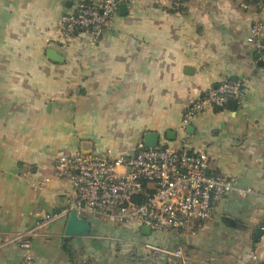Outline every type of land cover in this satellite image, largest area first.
I'll list each match as a JSON object with an SVG mask.
<instances>
[{
    "label": "crops",
    "instance_id": "1",
    "mask_svg": "<svg viewBox=\"0 0 264 264\" xmlns=\"http://www.w3.org/2000/svg\"><path fill=\"white\" fill-rule=\"evenodd\" d=\"M116 1L126 11L117 6L92 42L86 31L60 34L75 0H0V264H23L19 234L31 240L34 264H68L67 249L86 237L65 239L69 213L28 234L72 198L70 181L54 175L58 154H132L147 132L175 146L185 106L223 80L242 83L241 97L197 115L188 142L208 153L210 171L251 192L217 201L191 235L119 226L143 242H180L188 264H264V233L253 242L264 226V54L247 40L255 22L264 40V4ZM49 48L63 60L48 59ZM80 216L91 229L113 226Z\"/></svg>",
    "mask_w": 264,
    "mask_h": 264
},
{
    "label": "built area",
    "instance_id": "2",
    "mask_svg": "<svg viewBox=\"0 0 264 264\" xmlns=\"http://www.w3.org/2000/svg\"><path fill=\"white\" fill-rule=\"evenodd\" d=\"M263 4L264 0H258L257 6ZM117 6L116 0L89 3L75 0L72 12L60 16L61 36L69 40L78 29L88 32L91 41L97 42ZM260 30V22L253 23L247 40L255 52L264 54ZM243 90L242 83L223 80L192 100L183 109L175 146L163 142L147 147L139 142L132 154L111 156L82 151L58 154L54 175L70 181L72 198L62 211L39 216L28 234L72 210L79 215H95L112 225L136 223L140 228L148 226L150 232L194 234L211 218L217 201L231 192L239 196L251 192L237 186L229 176L210 171L208 153L194 149L188 142V127L197 115L207 107L238 100ZM48 180L45 178L42 183ZM15 239L25 250L23 264H34L29 252L31 240L22 234ZM143 246L161 252L170 261L188 264L180 242L172 248L160 247L152 241H145Z\"/></svg>",
    "mask_w": 264,
    "mask_h": 264
},
{
    "label": "rangeland",
    "instance_id": "3",
    "mask_svg": "<svg viewBox=\"0 0 264 264\" xmlns=\"http://www.w3.org/2000/svg\"><path fill=\"white\" fill-rule=\"evenodd\" d=\"M100 226H95L89 235L76 239L77 243L74 241L70 245L67 251L68 264H180L168 260L159 251L145 249L142 239L132 237L124 227ZM176 244H160V247L172 248ZM182 248L187 257V248L183 245Z\"/></svg>",
    "mask_w": 264,
    "mask_h": 264
},
{
    "label": "water",
    "instance_id": "4",
    "mask_svg": "<svg viewBox=\"0 0 264 264\" xmlns=\"http://www.w3.org/2000/svg\"><path fill=\"white\" fill-rule=\"evenodd\" d=\"M119 11L125 12L126 6L125 4H119ZM48 59L53 61H62V56L52 48H49L46 52ZM228 104L235 105L237 103L236 99H229L227 100ZM192 126L188 127V130H191ZM143 144L147 147H153L158 144V134L156 132H147L143 136ZM82 152H91V151H82ZM91 225L90 220L84 217H81L75 210L69 212L66 224L64 227V235L65 239L72 237V236H87L90 233ZM141 232L143 234H149L150 229L148 226H142Z\"/></svg>",
    "mask_w": 264,
    "mask_h": 264
},
{
    "label": "trees",
    "instance_id": "5",
    "mask_svg": "<svg viewBox=\"0 0 264 264\" xmlns=\"http://www.w3.org/2000/svg\"><path fill=\"white\" fill-rule=\"evenodd\" d=\"M245 1H248V0H245ZM250 1H252V3H254V4H256V5H257V3H258V0H250ZM84 2L89 3L90 0H84ZM80 31H81V30H78V29H77L75 33H78V32H80ZM214 107H215V108H219V107H221V106H219V107L214 106ZM254 233H255V234H254V236H253V242H256V241L258 240L259 236L262 235V234L264 233V226L257 228V229L255 230ZM65 249H67V248H65ZM67 251H68V249H67ZM163 259H164V258H163Z\"/></svg>",
    "mask_w": 264,
    "mask_h": 264
}]
</instances>
